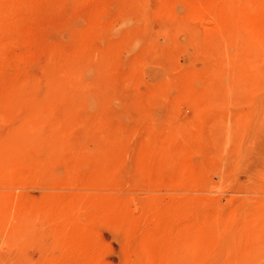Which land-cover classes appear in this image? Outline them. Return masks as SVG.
<instances>
[{"label": "rangeland", "instance_id": "1", "mask_svg": "<svg viewBox=\"0 0 264 264\" xmlns=\"http://www.w3.org/2000/svg\"><path fill=\"white\" fill-rule=\"evenodd\" d=\"M0 264H264V0H0Z\"/></svg>", "mask_w": 264, "mask_h": 264}, {"label": "bare ground", "instance_id": "2", "mask_svg": "<svg viewBox=\"0 0 264 264\" xmlns=\"http://www.w3.org/2000/svg\"><path fill=\"white\" fill-rule=\"evenodd\" d=\"M72 2V1H71ZM44 93V92H43ZM41 102V101H40ZM37 115V114H36ZM34 117H36V116H34ZM32 118H33V116H32ZM33 121H34V118H33ZM40 124V123H39ZM41 124H43V123H41Z\"/></svg>", "mask_w": 264, "mask_h": 264}]
</instances>
